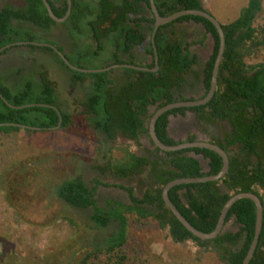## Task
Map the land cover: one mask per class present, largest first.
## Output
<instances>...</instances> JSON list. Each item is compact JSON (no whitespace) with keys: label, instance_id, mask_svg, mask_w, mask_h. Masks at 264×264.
Returning a JSON list of instances; mask_svg holds the SVG:
<instances>
[{"label":"trees","instance_id":"1","mask_svg":"<svg viewBox=\"0 0 264 264\" xmlns=\"http://www.w3.org/2000/svg\"><path fill=\"white\" fill-rule=\"evenodd\" d=\"M262 1L248 0L237 18L228 23L220 22L226 48L213 98L202 106L168 111L156 122L159 139L168 145L176 144L168 133L170 114L190 110L197 114L198 121L206 127L224 121L229 126L211 141L229 156L227 174L218 181L175 186L169 191V198L194 227L209 233L215 229L222 208L232 195L240 192L257 194L263 204V226L250 264H264V21H255L262 9ZM48 2L57 17L65 16L67 0ZM24 3L21 7L5 4L0 9V49L11 43L35 41L34 30L47 36L57 26L58 22L50 17L42 0H24ZM155 4L162 16L184 9L205 10L201 0H155ZM146 8L150 9V0H72L71 13L62 24L68 36L71 33L83 34L86 29L95 44V55H99L105 43L109 42L114 52L112 61L106 67L116 64L137 65L134 48L146 38V29L153 31L154 17L146 16ZM186 21L201 23L215 40L214 53L201 70L195 68L199 64L198 57L189 51L188 43L181 37L175 38L172 31L171 36L168 35L175 23ZM50 44L65 54L61 46ZM219 44L218 32L209 20L199 16H184L160 26L154 36V45L150 41L146 48L152 60L145 66L152 69L156 66V46L159 66L156 72L121 67L85 73L72 70L49 47H15L26 46L31 49V53H35L34 50L49 53L61 68L69 71L71 87L79 85L86 89L85 97L79 104L87 124L104 135L107 141H115L121 136L138 142L141 136L149 137L147 124L153 114L150 112L151 107L161 108L184 100L185 88L194 87L200 82L205 88L201 98L207 95ZM71 45L74 46L75 42H71ZM11 48L2 51L0 57ZM65 56L71 64L84 68L73 62L67 54ZM260 56L262 60L259 61ZM22 71V68L6 74L0 71V93L8 101L6 103L0 96V133L11 135L21 130L30 133L49 131L60 121L58 111L51 106L61 112L60 128L72 124V115L62 109L57 96V84L51 79L45 64L34 63L29 70ZM23 74L26 79L19 82ZM9 104L34 105L15 108ZM17 124L40 130L23 129ZM193 140L194 136H191L189 141ZM121 151V157L110 156L98 170L101 174L127 180L145 174L150 184L141 196L136 195L134 187L118 185L127 191L129 204L107 198L105 206H99L96 192L101 183L96 181L95 185H90L80 176L63 181L57 188V196L70 207L77 210L91 208L90 219L97 227H106L111 221L119 224L118 231L103 246L84 252L75 264H151V256L140 245L129 246L128 227L130 222L147 226L152 220L159 228L168 229L176 242L193 240L217 250L225 264L243 263L255 232L256 206L252 200L241 199L228 212L226 223L234 218L238 225L237 231L223 230L215 239L201 240L181 224L162 198L163 187L172 180L219 173L223 166L219 154L204 148L164 152L155 147L154 150L145 149L142 155L128 148H122ZM190 152L208 159L210 170L204 173L201 161L189 156ZM2 190L8 192L6 188ZM10 198V195L6 196V200L12 203ZM2 264L19 263L15 257H10ZM41 264L60 262L51 259Z\"/></svg>","mask_w":264,"mask_h":264},{"label":"rangeland","instance_id":"2","mask_svg":"<svg viewBox=\"0 0 264 264\" xmlns=\"http://www.w3.org/2000/svg\"><path fill=\"white\" fill-rule=\"evenodd\" d=\"M201 1L204 9L221 23L233 21L248 3V0ZM5 4L21 7L25 3L24 0H0V9ZM255 21H264V0ZM172 30L184 41H200L204 33L203 28L193 22L175 24ZM33 33L36 39L30 42L61 46L73 62L84 68L103 69L112 61V45L106 42L104 50L95 55V44L86 29L83 34L68 36L65 25L58 23L47 36L35 30ZM16 47L0 57V71L6 74L22 68L24 73L34 63L45 64L57 84L62 109L72 115V124L36 133L25 130L11 135L0 133V264L10 257H15L19 264H41L51 259L60 264H75L84 252L103 246L118 231L119 224L111 221L106 227H97L90 219L91 208L70 207L57 196L58 186L80 176L90 185H95L96 181L101 183L96 192L99 206H105L107 198L129 204L127 191L118 185L134 187L136 195L141 196L150 184L145 174L130 180L117 179L101 174L98 167L110 156L121 157L122 148L142 155L143 147L123 137L107 141L87 124L79 104L86 89L79 85L71 87L69 71L61 68L49 53L41 50L31 53L26 46ZM25 79L23 74L18 81ZM192 95L198 96L200 92L193 90ZM142 142L147 143L146 138ZM7 195L11 196L12 203L6 200ZM237 229L235 220H230L224 228ZM128 238L129 246L140 245L148 252L151 264H225L217 250L193 240L176 242L168 229L159 228L153 220L147 226L130 222Z\"/></svg>","mask_w":264,"mask_h":264},{"label":"water","instance_id":"3","mask_svg":"<svg viewBox=\"0 0 264 264\" xmlns=\"http://www.w3.org/2000/svg\"><path fill=\"white\" fill-rule=\"evenodd\" d=\"M42 1H43L44 5L46 6L50 17L54 21H56L58 23H62V22L67 20V18L69 17V15L71 13L72 0H67L68 9H67L65 16H63V17H57L54 14L48 0H42ZM150 11L152 12L154 19H155L154 29L152 32L153 44H154V38L153 37L155 36V34H156V32L160 26L172 23L175 20H177L181 17H184V16H199V17H203V18L209 20L214 25V27L216 28L218 35H219V40H220L219 50H218V53L216 56V60L214 63V68H213V73H212L211 86H210V89H209L207 95L202 99L176 101V102L167 104L161 108H155L152 111L153 114L151 116L149 123L147 124V127H148V132H149L151 142L153 143V145L155 147H158L160 150H162L164 152H172V151H179V150H186V149H193V148H204V149L212 150L221 156L222 161H223L222 169L220 170L219 173H217L215 175H206V176H202V177H185V178H179V179L172 180L163 187L162 198H163L166 206L171 210V212L181 222V224L193 236H195L201 240L215 239L218 235H220L223 232V230L226 226V217L228 215V212L230 211L231 207L237 201H239L241 199L252 200L256 206L255 232H254V237H253L252 243L250 245V248H249V250H248V252H247V254L243 260V263H242V264H250V261L252 260L254 253H255V250L257 248L259 238H260V233H261L262 226H263V204H262L260 197L253 192H240V193L232 195L228 199V201L225 203L224 207L222 208V211H221V214H220V217L218 219V222H217L215 229L209 233L200 231L199 229L194 227L181 214V212L178 210V208L174 205V203L169 198V191L173 187L178 186V185H182V184L211 182V181H218V180L222 179L227 174L228 169H229V156L223 148H221L219 145L214 144V143H210V142H206V141H190V142L183 141V142H180V143H177L174 145H168V144L163 143L159 139V137L156 133V122L159 119V117L161 115H163L164 113L171 111V110H174V109H179V108H191V107L202 106V105L207 104L213 98V96L217 90V87H218L219 70H220V66H221V63H222L223 58H224V53H225V48H226V39H225V34H224V31L222 28V24L211 13H209L206 10L184 9V10H180V11L175 12V13L168 15V16H162L159 13L158 8L156 7L155 0H150ZM22 45H35V46L49 47V48L53 49L54 52L57 53L59 55V57L66 63V65H68L72 70L85 72V73L104 72V71H109L111 69L121 68V67L122 68L123 67H131V68H134L137 70L155 71V72L159 69L158 52H157L156 46H154V55H155L156 67L153 69L143 67V66H138V65H131V64H123V65L122 64H116V65L108 66V67L103 68V69L79 68V67H76L75 65L71 64L70 61L65 56V54L58 47L51 45V44H45V43H39V42H30V41H23V42H16V43L8 44V45H6L0 49V53L2 51H4L5 49H9V48L15 47V46H22ZM0 96L2 97V99L6 103H8V101L2 96L1 93H0ZM9 105L12 106L11 104H9ZM33 105L34 104L25 105V106H33ZM39 105H44V104H39ZM25 106H12V107L22 108ZM46 106H51V105H46ZM51 107H53L55 110L58 111L59 116H60V121L56 127H53L50 130H57L61 127L62 115H61L60 110L57 107H55V106H51ZM17 126H20L23 129L40 130V128L30 127V126H25V125H20V124H17ZM192 156L199 159L200 161H203V156H195V155H192ZM204 168H206V169L209 168V165L206 163L204 165Z\"/></svg>","mask_w":264,"mask_h":264},{"label":"flooded vegetation","instance_id":"4","mask_svg":"<svg viewBox=\"0 0 264 264\" xmlns=\"http://www.w3.org/2000/svg\"><path fill=\"white\" fill-rule=\"evenodd\" d=\"M146 16H148L149 18L154 17L149 8H146ZM186 22H193L194 24L200 25L204 30L203 37L200 41H189V40L186 41L185 40V42L188 43V45H189L188 46L189 51L196 54L198 57L199 64L195 67L196 70H201L203 68L204 64L210 59V57L214 53L215 40H214L211 33L206 32V29L204 28V26L201 23H195L194 21H186ZM154 23H155V19H154ZM180 23H183V22H180ZM175 24H179V23H175ZM143 25L146 26V24H143ZM153 29H154V24H153ZM171 31L173 33H175V36H174L175 38L181 39L179 37V35H178V37H176L177 33L175 31H173L172 28H171V30L168 31V35L171 36V34H170ZM152 32H150L148 29H146V38L144 39V41L140 45H138L137 47L134 48L135 56L138 58V60L136 61L138 66L146 67L145 66L146 64L151 63V60H152L151 56L149 54H147L145 50H146V48L149 47L150 41L152 42ZM174 37H172V38H174ZM152 44H153V42H152ZM195 49L198 51H195ZM154 58H155V55H154ZM193 90L199 91L200 95H198V96L192 95ZM204 92H205V88H204V85L202 82H200L199 84H196L194 87L187 86L185 88V91H184V98L185 99L184 100H177V101L202 99L201 96L204 94ZM185 93H188V95H185ZM155 108H156V106L151 107L150 112L152 113V111ZM186 109H189V108H186ZM223 129H229V126L227 125V123L225 121L219 122L213 126L206 127L198 121L197 114L193 111H190V110H186L184 113H176V114H170L169 115L168 133H169L170 137L176 142V144L183 142V141L190 142L189 138L191 136H194L193 141H206V142L212 143L211 141L213 140V138L220 136V134L223 132ZM208 134H209V136H208ZM143 138H146L147 143L142 142ZM128 140H130V139H128ZM132 141H134V140H132ZM135 142L143 147V150H142L143 152L145 149H149V150L155 149V146L151 142L150 136L149 137H147L145 135L141 136L139 138L138 142L137 141H135ZM188 155L189 156H192V155L203 156L200 154H196L195 152H190V153H188ZM204 161H205V163H204ZM206 163L209 165V160L205 159L203 156V161H201V164H202V171L204 173H206L210 170V166L207 169L204 168V165ZM224 189H226V188H224ZM231 220H234V218H232ZM227 223H226V225H227Z\"/></svg>","mask_w":264,"mask_h":264}]
</instances>
